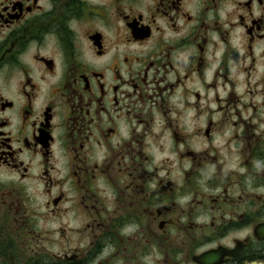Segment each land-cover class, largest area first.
<instances>
[{
	"label": "flooded vegetation",
	"instance_id": "obj_1",
	"mask_svg": "<svg viewBox=\"0 0 264 264\" xmlns=\"http://www.w3.org/2000/svg\"><path fill=\"white\" fill-rule=\"evenodd\" d=\"M0 264H264V0H0Z\"/></svg>",
	"mask_w": 264,
	"mask_h": 264
}]
</instances>
